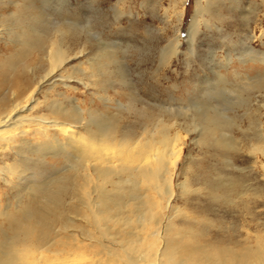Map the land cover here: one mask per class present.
<instances>
[{
	"label": "bare ground",
	"instance_id": "1",
	"mask_svg": "<svg viewBox=\"0 0 264 264\" xmlns=\"http://www.w3.org/2000/svg\"><path fill=\"white\" fill-rule=\"evenodd\" d=\"M31 1H7L11 19L29 8L16 19L29 23L28 30L15 36L16 52L1 64L0 86L20 84L10 75H25L30 55L45 61L46 70L21 88L23 94L14 92L12 101L0 103V264H264V237L245 225L189 213L176 202L202 191L208 200L227 207L245 199L239 207L247 208L254 190L244 189L241 179L187 167L176 181L182 139L176 125L186 123V133L194 132L199 144L224 157L237 148L226 133L235 118L193 99L176 106H137L121 64L116 72L109 68L117 64L113 47L118 45L113 42H99L82 72L74 68L63 74L69 61L82 56L88 39L79 42L70 33L79 29L78 22L66 20L60 11L62 19L55 23L37 7L31 15ZM200 2L188 27L189 39L197 30L196 15L206 11L215 17L209 9L213 0H205L204 6ZM65 30L74 46L65 40ZM178 44L176 39L160 48V62L168 64ZM248 44L237 62L246 66L252 61L262 69L248 66L254 75L234 69V85L214 72V81L203 78L207 89L202 94L219 91L215 95L226 104L243 107L242 116L257 126L251 152L264 159V52ZM232 61L228 57L222 66L231 68ZM112 76L126 89L125 102L109 97ZM71 81L89 90L103 109L94 107L92 99L82 106L70 92ZM259 163L264 171V162ZM48 170L52 173L46 176ZM247 214L253 216L251 210ZM20 248L28 254L22 256Z\"/></svg>",
	"mask_w": 264,
	"mask_h": 264
},
{
	"label": "rangeland",
	"instance_id": "2",
	"mask_svg": "<svg viewBox=\"0 0 264 264\" xmlns=\"http://www.w3.org/2000/svg\"><path fill=\"white\" fill-rule=\"evenodd\" d=\"M7 1L0 0V80L2 62L17 50L15 36L20 35L23 30H28L29 23L28 19L24 18L16 20L29 8L18 10L15 13L16 19H11L9 14L12 8H9ZM196 2L197 0H48L44 4L40 0H32L30 11L31 15L34 14L37 7L51 23L62 19L57 14V11H60L66 20H74L79 24V29L70 33L78 35V39H81L79 42L83 43L88 39L82 56L69 61L63 74H72L74 68L79 69L77 74L82 72L98 49L99 42H113L118 45L113 47L117 64H110L109 68L116 72L117 66L121 64L130 90L136 94L137 106L154 103L176 106L180 101L187 104L185 100L193 99L205 103V106H215L225 112V115L235 118V123L226 133L235 140L237 148L224 157L216 149L199 144L194 132L186 133V123L176 125L175 130L178 129L182 136L176 181L184 177L187 167L197 168L198 172L207 168L213 176L229 175L241 179L244 189L248 186L249 191L254 190L253 195L248 196L250 199L247 201V211L243 207L245 199H236V207H227L218 201L208 200L202 191L190 192L187 201L177 198L176 202L189 213L222 219L227 225L240 228L245 225L251 232L264 237V171L258 166L264 159L259 152L253 155L250 148L257 126L250 124L246 116H242L243 107L238 104L228 105L222 100V96H216L219 91H213L214 95L202 94V89H207V83L202 82L203 78L214 81V72L221 73L230 85H234L237 81L234 80V69L250 75H254V72L247 69L248 66H253L257 71L262 69L261 65L253 64L252 61L242 66L237 62V56L246 42L255 52H264V0H213L209 9L215 17L206 11L196 15L197 30L193 39H189L188 27L196 14ZM200 3L204 6L205 0ZM244 14L247 17H244ZM70 33L65 30V40L74 46L73 39H69ZM249 36L251 37L248 38ZM175 38L179 43L178 53L168 64H163L159 59V50L170 42L175 44ZM35 56L30 55L27 58V64L31 63L27 67L29 70H25V75H10L11 79L20 80L17 87L9 88L8 84L0 86V103L12 101L14 92L19 94L25 84L36 81L45 72L46 62L38 60ZM228 57L233 61L231 68L229 65L226 69L222 65L227 63ZM70 84V92L79 99L82 106L90 105L92 99L94 107L103 109L99 99L91 97L89 90L76 81H71ZM46 88L47 85H44L39 92L40 100H44ZM125 90L116 77L110 78L108 95L112 100L125 102ZM256 108L252 105L253 111ZM187 113L191 114V111ZM173 131L172 128L171 132ZM47 159L52 162L49 157ZM60 166L59 163L57 167ZM51 173L52 170L45 171L46 176ZM196 186L198 185L194 184L192 187ZM242 204L243 206L239 207ZM248 208L253 212V216L247 214ZM214 231L216 228L212 229V232ZM242 235H245L244 232ZM20 254L26 256L27 249L20 248Z\"/></svg>",
	"mask_w": 264,
	"mask_h": 264
}]
</instances>
